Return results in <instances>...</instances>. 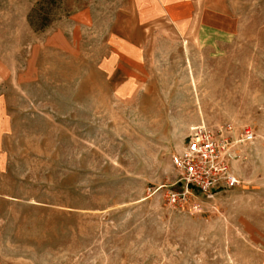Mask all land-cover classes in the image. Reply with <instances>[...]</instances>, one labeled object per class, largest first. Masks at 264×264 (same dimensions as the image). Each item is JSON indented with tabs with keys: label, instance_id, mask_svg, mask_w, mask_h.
<instances>
[{
	"label": "rangeland",
	"instance_id": "obj_1",
	"mask_svg": "<svg viewBox=\"0 0 264 264\" xmlns=\"http://www.w3.org/2000/svg\"><path fill=\"white\" fill-rule=\"evenodd\" d=\"M202 124L240 183L171 203ZM0 264H264V0H0Z\"/></svg>",
	"mask_w": 264,
	"mask_h": 264
},
{
	"label": "built area",
	"instance_id": "obj_2",
	"mask_svg": "<svg viewBox=\"0 0 264 264\" xmlns=\"http://www.w3.org/2000/svg\"><path fill=\"white\" fill-rule=\"evenodd\" d=\"M250 131L235 135L231 126L190 128L181 151L172 158L174 167L181 171V190L168 195L171 203H182L196 190L210 193L232 189L239 185L233 163L239 148L252 144Z\"/></svg>",
	"mask_w": 264,
	"mask_h": 264
},
{
	"label": "crops",
	"instance_id": "obj_3",
	"mask_svg": "<svg viewBox=\"0 0 264 264\" xmlns=\"http://www.w3.org/2000/svg\"><path fill=\"white\" fill-rule=\"evenodd\" d=\"M159 13L161 12L159 11ZM159 13L156 14L153 18L151 17V19H148L145 21L143 20L142 22L139 21L140 23L138 22L137 24L141 26L144 32H147V30L150 29V27L153 28L155 22L160 20L159 16H161L162 14H159ZM133 39L137 40V41H134L135 44H133L132 41L130 42L128 38H126V40L123 41V45L120 50L121 56L119 57L121 61L126 60L127 64H130L131 66L136 67L140 63V57L138 56V51L141 45H138V44H142V43L146 44L147 42H150L152 38H151V35L149 36L148 34H143L141 36L135 35Z\"/></svg>",
	"mask_w": 264,
	"mask_h": 264
}]
</instances>
